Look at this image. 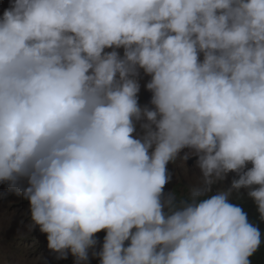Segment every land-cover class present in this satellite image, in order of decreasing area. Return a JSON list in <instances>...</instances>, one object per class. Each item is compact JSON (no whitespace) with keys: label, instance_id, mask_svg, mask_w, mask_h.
I'll use <instances>...</instances> for the list:
<instances>
[{"label":"clouds","instance_id":"obj_1","mask_svg":"<svg viewBox=\"0 0 264 264\" xmlns=\"http://www.w3.org/2000/svg\"><path fill=\"white\" fill-rule=\"evenodd\" d=\"M193 157L186 195L166 192L168 165ZM0 184L28 201L27 232L46 234L58 260L252 264L264 245V0H9ZM244 196L258 223L233 202Z\"/></svg>","mask_w":264,"mask_h":264},{"label":"rangeland","instance_id":"obj_2","mask_svg":"<svg viewBox=\"0 0 264 264\" xmlns=\"http://www.w3.org/2000/svg\"><path fill=\"white\" fill-rule=\"evenodd\" d=\"M9 0H0V14L8 7ZM150 79L144 76L141 80L140 103H148L143 93L144 84ZM195 160V157H194ZM194 160L186 165L169 164L172 172V180L166 185L165 191L174 190L178 197L187 193V186L196 182L193 174L199 173L194 167ZM230 174L223 186H227L232 178ZM220 185L213 186V193ZM244 198H247L244 196ZM29 222L28 201L10 191L6 185L0 184V264H74L73 257L67 259H56V254L47 247L46 234H42L37 228L33 233H28L26 225ZM102 243L103 237L96 234ZM91 264H99L98 258H92Z\"/></svg>","mask_w":264,"mask_h":264},{"label":"trees","instance_id":"obj_3","mask_svg":"<svg viewBox=\"0 0 264 264\" xmlns=\"http://www.w3.org/2000/svg\"><path fill=\"white\" fill-rule=\"evenodd\" d=\"M233 202L241 204L248 212L250 220L258 223V214L256 213L255 206L251 200L243 197L239 200H234ZM260 228L262 231H264V223H260ZM100 235L103 237L105 233L102 231L100 232ZM250 259L252 264H264V245H262L261 248Z\"/></svg>","mask_w":264,"mask_h":264},{"label":"water","instance_id":"obj_4","mask_svg":"<svg viewBox=\"0 0 264 264\" xmlns=\"http://www.w3.org/2000/svg\"><path fill=\"white\" fill-rule=\"evenodd\" d=\"M150 96H151V93L148 92V91L145 89V91H144V93H143V97H144V99H145L147 102L150 100Z\"/></svg>","mask_w":264,"mask_h":264},{"label":"bare ground","instance_id":"obj_5","mask_svg":"<svg viewBox=\"0 0 264 264\" xmlns=\"http://www.w3.org/2000/svg\"><path fill=\"white\" fill-rule=\"evenodd\" d=\"M193 160H194V157H193L192 159H189L187 162H188L189 164H191V163L193 162Z\"/></svg>","mask_w":264,"mask_h":264}]
</instances>
